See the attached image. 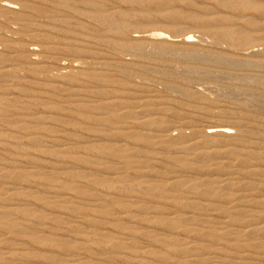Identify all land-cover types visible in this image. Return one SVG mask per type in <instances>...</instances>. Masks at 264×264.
Segmentation results:
<instances>
[{
  "label": "rangeland",
  "instance_id": "rangeland-1",
  "mask_svg": "<svg viewBox=\"0 0 264 264\" xmlns=\"http://www.w3.org/2000/svg\"><path fill=\"white\" fill-rule=\"evenodd\" d=\"M252 1L255 2L257 5L264 6V0H252ZM3 2H8L12 4L16 12L22 11L26 13V18L28 20L25 19L16 20L13 14L9 12L0 11V68H2L3 65H5L7 67V70L9 69V71H7L5 75L0 76V92L8 91L9 89L11 90L14 87L18 88L20 86L18 89L20 90L19 92L20 97L21 98L31 97L38 90L35 87H39L42 83H46V82L49 83L54 80H61L68 78L67 75L58 76L57 74H60V72L68 71L71 67L77 69L90 68L96 71H106L110 78L116 80V83L115 82L111 83L108 81L94 82L89 80V78L83 79L82 77L83 82L89 87L102 91L115 88L116 93L120 94L121 96L122 95L124 96V97L122 96L121 99L123 101L125 100V104H126V106L124 107H118L116 105L113 106V108H118V109H112L111 107V108H102L98 110L97 109L93 110L87 107H86L87 109L82 107L83 108L82 110L75 109L74 113L69 112V110L67 109L63 111L61 110L65 114V116L68 117L69 121L62 123H49L50 131L58 138L59 143L61 144L63 143V145L73 146L74 148L77 147L78 149L74 152H76V154L80 156H83L85 160L78 163L77 162L67 163L63 168L59 170L61 174L58 177V179L49 180L46 183H42L45 186L56 190V187H54L55 183H57L58 180L60 181L65 180L67 182L72 183L77 191H81L79 192L80 193L79 195H82L84 197H79V198L85 202L91 200L90 197L96 198L98 197V195L100 196L101 188H105L104 187L105 184L96 183L94 185H91L90 183H87L88 182L87 179L92 176L94 177L98 175H103V176L105 175L106 177H111L118 174H123V175L127 174L129 178L126 176L128 178L124 182L126 184L131 179L130 177L132 175L133 176L135 175L133 173L135 171L133 170L136 169L138 173L136 172L135 173L138 175L141 172H143L144 167L142 166L147 164H152V167L154 169L160 170L161 172L165 171L163 165L168 166L169 164L171 168L175 170L174 172H177L178 169L181 168V166L179 165L180 163L169 159L171 158L170 155L177 154V151L174 152L175 146L178 145L179 143H183V141L189 137H195L201 140H205L206 139L205 133L207 132V130H209L210 125H218V126L224 125V127H227L231 133L236 134L237 136H240L244 139H251L253 133L242 132L240 130L241 129L240 124L242 125V127L248 128V126L250 127L251 124L255 125L257 123L256 125H259V128L257 129L260 131V134L258 135L264 141V106H263L264 105V77H263L264 76V45L261 42L260 43L255 42L250 44L248 48L241 50L234 48L230 45H227L224 42H215L212 34V30L216 28L215 26H217L214 24L217 22L216 20L214 21L213 18L218 14H224L226 15V17L229 18V19L225 18V22L227 21L226 23L228 24L227 26H231V25L242 26L244 27L245 30L248 29L246 30V32H249L250 34L257 35V32L262 33L264 32V28H263L264 23H262V21L264 22V12H261L260 14V11L259 10L256 11V9H252L253 7L251 8L248 7L244 10H236L234 8L229 9V7H223V5L217 2L216 0H205V1L179 0V1H175L176 3L173 2L171 4L174 5L179 10L183 9L181 10L183 13L185 12L191 13L194 16V18L186 17V16L171 18L165 15L163 16L162 14L160 15L161 12L155 9L156 7H160V6H158V4H156L155 2L150 5V7L147 9V12H145V14L139 12V8H140L139 5H130L120 0H89V2L87 3L80 1V3L75 4L79 7V9L85 8L86 10L92 8H100V9L102 8L101 12H108L111 10L126 11L129 14L126 17L129 23V28L126 29V31L124 30V32H121V31H109L100 28L98 27L99 24H97L84 12L77 14L74 11L72 12L71 10H69L73 8H68L61 4L56 5L51 0H34V2L33 0H0V5ZM23 3H26L27 5H24ZM190 9H192V11ZM207 9H209V11H207ZM242 14H245L247 17L250 16L251 18L258 20L261 29L254 30L255 28L253 25L244 22L242 20L241 18ZM65 17H71L73 19V22H76L77 24H67L61 21V19ZM206 18H208V20ZM173 27H176L178 29L177 33H174L171 30ZM29 28H34L36 29V32L39 31L41 34H44L46 36L45 39L48 40L73 41L76 47L68 54H59L58 55L59 57L57 59L56 58L47 59L43 56L42 52L39 51L41 49L40 45L36 41L30 40L26 36L27 31L25 30ZM186 38H188L189 42L192 43L195 49L202 51H207V50L211 51L216 55H218L221 59H224L226 56L225 59L230 60L231 63L230 62L225 63L217 59L214 60L208 59L207 61H200L195 58H189L187 56L186 57L179 56L173 53L172 50L173 48H177L186 44ZM133 41L144 44L145 46L144 49L138 51L130 47L129 45L123 46V48L115 47L116 43L123 44ZM3 42H8L9 44L15 46L19 45L20 47H22V45L24 44L25 46L23 47L33 49L35 52L33 53L26 51L27 56L24 57V59L23 58L20 59L18 58L17 60L10 59V54H9L10 51L8 48L4 47ZM162 49H165V51H163ZM119 52L121 53V55ZM44 59H47V61H44ZM104 60L111 61L112 63H110L109 65L103 64ZM42 62H46L49 65L47 67L49 68L48 70H39V71L28 70V67L35 65L37 66L39 65V63ZM233 63L234 65H232ZM245 64H247V66ZM233 74L235 75L232 76ZM74 76H73V81L77 82L79 79H81L80 77L82 75L78 73L76 74L74 73ZM241 79L243 82L241 81ZM194 82L195 84H193ZM197 82L200 83L202 87L200 85H196ZM19 83H22V85ZM168 85L170 86L168 87ZM203 87L205 89H203ZM220 88L221 90H219ZM129 93L131 94V96H129L130 95ZM107 94H108L107 92L104 93V95ZM259 94H261L262 97H259L258 96ZM61 97H65L63 96V93L56 94L57 99L58 98L61 99ZM98 98L100 97L85 95L81 100V103L83 102L84 105L88 103L89 104L94 103L97 101L96 99ZM49 100H55V97L50 98ZM135 101H137V103ZM155 101L159 103H155ZM135 105H140L141 107H147L148 109H150L145 115H143V117H140L141 115L137 117L138 119L149 120L146 123L145 127L152 128V126L153 127L156 126L157 128V125L159 127L161 125H162L161 127L167 125H175L171 127L172 135L178 136L180 130L183 129V131L187 136L181 138L180 137L171 138L168 135L163 134L161 135L162 140H164L162 143L151 144L148 140H146L145 142L144 139L134 134H131V136L128 137L127 136L123 137L122 134L107 135L101 133L102 130L104 132V129L108 127L110 122L116 125L118 123L123 125L125 120L134 118V116H125V118L121 119L122 120L121 122H115L112 119L108 123V119H103V120L101 119L102 116L101 111L108 110L107 113L117 110L123 111L124 108L129 106L130 108H137ZM154 105H161L165 109L163 111L161 110L157 111L155 109L153 110L152 106ZM53 111L55 113H60L59 111L56 110ZM173 112L175 113V115H171V113ZM1 118L7 120L10 119V116L3 115L1 116ZM0 121L3 122L2 120ZM153 121L155 124L153 123ZM8 131L9 128H4L3 126L0 127L1 136H4L7 133H9ZM193 132L196 133L193 134ZM125 138L127 141V148L125 150L128 151L129 153L132 152L134 153V150L130 148L131 146L135 145L138 147V149L141 148L137 152L138 155L137 154L132 155L133 158L139 159L137 162L132 161L130 162V164H126V165L124 164L123 166H121V168L118 169L113 168L111 170V168H105L104 170L105 172L98 171L95 172V174L92 173L89 176H84V177L82 176L84 165H97V166H101L102 168L103 165L105 164H108L110 166L114 165V167L117 164L120 165V163H122L120 162L122 161L121 157L117 155H114L112 157L109 155V150L107 149V147L99 148L97 146L109 142L110 143L117 141L121 142L122 140H123L122 142H124ZM216 138L218 140H216L214 145L212 144L214 143V141L211 140L209 141L208 143L209 146L213 145V147L219 149L226 148V146L228 147L231 146V144L227 145L225 144L224 141H220L221 135H216ZM130 139L133 141H131ZM23 144L25 146V148L23 149L27 153L23 154L26 155L25 159L22 157V160L20 162H17L19 165L16 169L17 171L20 172L29 169L34 164L36 165L38 164L41 167L44 166L43 167L44 169H49V168L52 169V166H56L59 162L57 158H63L68 154V152L64 151L61 155L56 156L51 151L39 150L37 146H34L30 143H23ZM143 144H144L143 146L144 148L141 147ZM208 144L205 143V146H207ZM83 145H85V147L80 148ZM169 145L171 146L173 145V146L171 147ZM47 146L50 147L48 148L50 150L54 147L51 145H47ZM148 146L151 148H148ZM4 147L5 148H0L1 161L11 160L12 158H17V157L20 158L22 156L21 150L15 144L5 145ZM207 147H205V149ZM202 148L204 147L203 146L199 147L198 150ZM198 150L193 149L190 151L191 153L189 152L190 154L189 156H191L192 160L194 161H192L189 167L186 168L187 171H183V172L178 171L182 174L181 177L179 178H181L183 183L180 182V184L175 187H168V185H165L163 181L158 180L162 176L159 177L149 176V181L152 182L155 181L158 183L160 182V184L150 190L147 189L145 191L138 189L140 186H136L132 188V190H126V191L123 190L120 192L119 191L115 192L114 189H111V191H113L112 192L113 200L107 206L112 210L117 211L115 213L125 215L126 213H122L119 210L123 208V204L129 201L130 198H134V196H130L128 194L136 193L138 194V197L135 198L138 199L140 198L137 203L142 204L144 206L142 208L143 211L134 210L135 207L133 205L129 207L130 213H133L139 218L141 216H148V214H152V213L154 214L155 212V214L156 213L160 214V216L162 218L164 217L165 219L163 218L164 220L162 222H158V221L155 222V220L153 219L148 221L140 220L139 222H137L136 220L125 218L124 220L120 221L121 223L124 224L125 227L133 224L136 225L137 228L140 230H149L151 233H157L163 236L164 239H168V240L172 236L182 235L188 240L191 239L194 240V242L207 243L208 245L205 250L198 249V251L191 250L190 252L172 250L169 252L170 247L166 244L164 245L163 243L158 242L155 236L151 234L143 235L136 233L135 236L126 238L123 234L118 233L119 230L114 225L115 222L117 221L114 220L112 221L108 219V217H105L106 215L101 217L99 215L89 213L90 210L87 209L86 207V212H88L87 215L93 217L96 220L95 225H87L84 223L81 224V228H83V230L85 229L92 230L89 234L90 235L88 237L89 239L84 241L82 240L81 233L75 232L74 236L65 235V237H63L64 239L63 241L65 242V244H59V242H57L56 235H53V233L46 232V234H48L50 238H54V239L50 241H44L41 243L27 242L28 249L32 251L34 254L29 255L27 257L15 259L14 262L26 261L28 262V264H45V263L68 264V262L67 263H63L59 261L56 262L55 260H53V257L60 258L62 261H64L65 258L69 257L68 254L72 252V250L74 249L73 247L75 245L80 246V248H78L80 252L82 251L84 252L83 254L84 258L82 260L85 261L86 264H182V263L187 264L185 261L191 260V258L198 257L196 255L197 252L199 253L198 255L203 256L202 259L194 260L189 264H222L219 261L220 260L219 257L205 253L206 250H211L215 246L221 247L223 252H226L227 254L230 255L235 254V252L237 254H242V253L244 254L248 251L257 254L260 253L261 251L262 253H264V237L262 235L264 234V232L262 234H258V233L254 234L253 235L254 238H252L253 236L251 235H246V234L243 235L240 233L238 234V232H235L233 234H224L223 236L221 235L222 237H224L225 241L221 236L216 237L217 234L222 233L225 229L227 230L229 227H232L235 230L244 228L242 225H244V223L246 224V221L248 219L247 212L240 211V213H237L235 211L233 212L232 210L231 214L229 215L228 212H225L226 211L225 209L228 208L226 207L228 206V204L225 203L224 201L222 202L221 200H223L224 197H226L225 199L236 197L240 195V193L253 195L259 192H263L264 191L262 190L264 189L263 184H261L259 188L256 187L253 188V190L243 189L242 191H236L235 188L237 187V185L231 184L230 188H226L223 186L222 189L221 188L219 189V187H217L215 189L216 190L215 192L211 191L209 192V194L206 193L204 196H201L197 192L198 190L196 188L189 187L188 188L189 191L187 190V185H189V182L191 180L198 178V176L201 175L199 172H207L208 170V173H210L214 169L212 173L213 175L216 176L223 173L224 172L223 170H225V172H230L232 169L233 170H235L236 168L238 169L239 161L241 157L244 158L245 160V162L244 160H242V164H248L253 162L258 166L262 165L261 167H264V157H263L264 147L260 148L262 152L261 158L253 157V156L251 157L249 154L241 155V157L239 158V156L235 154L222 155L221 153H217L215 155H211L212 157L210 156L202 159L201 157L197 156ZM151 154L153 155L151 156ZM225 157H228L229 159ZM212 161H214V163ZM189 170L190 173H188ZM174 172H164L162 174L171 175L174 174ZM232 175L237 176L240 174L233 173ZM36 178H38L37 179L38 181H42V175L36 176ZM132 178L133 181H139L142 179L141 177H137V176ZM170 178L172 179L173 177ZM4 179L11 180L17 183L21 182L22 180V178L21 180L14 178L12 179L4 178ZM185 179L187 181H185ZM244 179L250 180V178H246V177ZM44 180L46 179L44 178ZM42 184L38 183L39 186H42ZM220 184L222 187V182H220ZM162 187H165L168 193L164 192L162 194H157V192H161L160 190H162ZM61 190L62 189H60V191ZM257 190L258 192H256ZM67 191L73 193L71 192V190H67ZM218 191L220 192L218 193ZM39 194L45 195L46 197L48 195L44 191H42V193ZM85 194L87 197H85ZM260 194L264 195V192ZM205 196L209 198L216 197L214 202L211 204V207L205 206L204 204L205 201H203V197ZM192 197L195 199H193ZM171 198H176L177 201H179V203L174 202ZM9 201L10 203L13 204V206L17 208L18 215L21 214L20 211L22 210V208L32 206V204L29 205V203H27V200L25 201L23 200V198L10 199ZM171 202L173 203L172 205ZM87 206L90 207L89 205ZM182 207L183 209H185V211L182 209ZM154 208H156V210ZM255 208L257 207L255 206ZM189 211H191V213L193 214V218H191L190 220L185 221L183 223H181L182 221H180V223L174 226H172L171 224L167 225V219L169 218V216L170 217L178 216L179 214H184V213L190 214ZM204 212L205 215H209V216L215 213L216 214L219 213L223 215H225L226 213L229 215L228 217L231 218L230 220L231 225L225 228V226L219 224H212L210 227L211 230L213 229L215 233H213L211 236L210 235L201 236L194 230L199 226L201 227L207 223H210L204 221L206 219ZM72 213L74 214V216H72L73 219L76 220L81 219L82 214H79L78 212H72ZM228 217L226 216L225 218ZM20 218H16V220L19 222L21 221ZM258 224H259L258 222L256 223L253 222L249 226L254 227ZM1 225H0V233L1 231L7 229L6 224H1ZM62 225L63 224L56 225L53 229L58 231L60 228H62ZM35 230L37 231V233L39 232L38 229ZM35 230L32 229L33 232ZM97 232L98 233L108 232L109 234L114 235L113 240H115L116 242H120V246L107 247L101 250L100 243L97 242L96 238H94L95 236L94 233ZM178 232H182V233H178ZM259 233H261V231ZM20 234L14 235L10 233L5 237L17 243V241H20L19 239L17 240V238L20 237L22 239L27 238V236H24L27 233L22 232ZM4 235L6 234L2 233L0 235V238H2ZM246 237H250V238L246 239ZM256 240H261V243L259 245L258 244L255 245L253 248L247 247L248 243L250 242L252 243ZM3 241L4 240L0 239V246L3 245ZM132 244H134V246H132ZM173 246L176 245L174 244ZM144 248L146 249L150 248V250L153 252L142 253ZM201 251L204 252L201 253ZM0 254L4 255V253H0ZM162 256H166V257L162 259ZM166 259L170 262H166ZM244 263L237 262L235 264H244ZM250 264H264V258H262L260 261L258 260V262H254Z\"/></svg>",
  "mask_w": 264,
  "mask_h": 264
},
{
  "label": "bare ground",
  "instance_id": "bare-ground-1",
  "mask_svg": "<svg viewBox=\"0 0 264 264\" xmlns=\"http://www.w3.org/2000/svg\"><path fill=\"white\" fill-rule=\"evenodd\" d=\"M51 1L56 5L61 4L65 7L73 8V9H69V10H71L72 12L74 11L77 14L84 12L91 19H93L97 24H99L98 27H100V28H103V29H106L109 31H121V32H124V30L126 31V29L129 28V23H128V20L126 18L129 14L124 10H113V11L111 10L108 12H101L102 8L101 9L100 8H92V9L86 10L85 8L79 9V7L77 5H75L76 3H80V1L87 3V2H89V0H51ZM120 1H123L125 3L130 4V5H139L140 6L139 12L144 13V14H145V12H147V9L150 7V5L155 2L156 4H158V6H160V7L155 8L161 12L160 15L162 14L163 16L165 15V16L171 17V18H178V17H182V16L194 18V16L191 13H186V12L183 13L181 11L183 9L179 10L174 5H171L173 2L179 1V0H120ZM216 1L221 3L223 5V7H229V9L234 8L236 10H244L248 7L249 8L253 7L252 9H256V11L259 10L260 14H261V12H264V6L257 5L252 0H216ZM33 2H34V0H33ZM23 4L27 5L26 3H23ZM194 4H192V5H194ZM17 6H19V5H17ZM13 7L14 6L12 4H10L8 2H3L0 5V11L9 12V13L13 14V16L15 17L16 20L17 19L18 20H22V19L28 20L26 18V13H24L22 11L16 12V10H14ZM96 7H97V5H96ZM211 8H213V7H211ZM190 10L192 11V9H190ZM190 10H189V12H190ZM226 10H227V8H226ZM207 11H209V9H207ZM223 13H225V12H223ZM248 15H251V14H248ZM225 18L229 19L224 14H218V15L214 16V18H213L214 21L216 20V22H217V23H214L215 25H217V26H215L216 28H214L212 30V34H213L215 42H224L227 45H230L234 48L241 49V50L248 48L250 44L255 43V42H259V43L261 42L264 45V32H262V33L257 32V35H255V34H250L249 32H246V30H248V29L245 30L244 27H242V26H235V25L227 26L228 24L226 23L227 21L225 22ZM241 18L244 22H247V23H250L251 25H253L255 28L254 30L261 29L258 20L253 19L250 16L247 17L245 14H242ZM206 19L208 20V18H206ZM61 21L65 22L67 24H77L76 22H73V19L71 17L62 18ZM262 23H264V22L262 21ZM171 30L174 33L178 32V29L176 27H173ZM25 31H27L26 36L30 40L36 41L40 45L41 49L39 51H41L43 56L47 59L48 58H51V59L56 58L57 59L59 57L58 56L59 54H68V53H70V51L74 50V48L76 47L74 45L75 43L73 41H70V40L52 41V40L45 39L46 36L44 34H41L39 31L36 32V29H34V28H29V29H26ZM143 39H144V37H143ZM226 44H225V46H226ZM3 45H4V47L8 48L10 51V53H9L10 59H16V60L18 58L24 59V57L27 56L26 51L27 52H33V53L35 52L33 49L23 47V46H25L24 44L22 45V47H20L19 45L15 46V45L9 44L8 42H3ZM126 45H129L130 47H132L138 51L143 50L145 47L144 44H141L140 42H134V41L128 42V43H123V44L116 43L115 47L123 48V46H126ZM165 49H162V50L165 51ZM214 49H216V48H214ZM172 50H173V53H175L176 55L184 56V57L187 56L189 58H195V59H198L200 61H207L208 59H213V60L217 59V60L223 61L225 63L230 62V60L225 59L226 56L224 59H221L218 55H216L215 53H213L211 51H208V50L202 51V50L195 49L194 46L192 45V43L189 42L188 38H186V44L185 45L177 47V48H173ZM249 52H251V51H249ZM120 55H121V53H120ZM252 56H254V55H252ZM47 59H44V61H47ZM103 62H104L103 64H108V65L110 63H112L111 61H108V60H104ZM238 62H240V61H238ZM232 65H234V63ZM245 65L247 66V64H245ZM48 66L49 65L46 62H42V63H39V65H37V66L35 65V66L28 67V70H30V71L48 70L49 69V68H47ZM189 66H190V64H189ZM7 71H9V69L7 70V67L5 65H3V67L0 68V76L5 75L7 73ZM182 72H184V71H182ZM74 73L75 74L78 73V74L82 75L80 77L81 79H79L77 82L73 81ZM57 75L58 76L67 75L68 78L61 79V80H54V81L49 82V83H47V82L42 83L39 87H35L38 90L31 97L21 98L19 95L20 90H18L20 86L18 88L14 87L11 90L9 89L8 91L0 92V118L3 115H9L10 116V119H7V120H4L2 118L0 119L3 121V122L0 121V124H1L0 127L3 126L4 128H9V131H8L9 133H7L4 136L0 135V148H5L4 147L5 145L15 144L22 152V156L20 158L17 157V158H12L11 160L1 161V157H0V225L1 224L7 225V229L1 231V233H0V235L2 233L6 234L3 237L1 236L2 238H0V239L4 240L3 245L0 246V253H4V255L0 254V264H28V262H26V261L14 262V260L18 259V258L27 257L29 255L34 254L32 251H30L28 249L27 242H29V243H41L44 241H50V240L54 239V238H50V236H48V234H46V232L53 233V235H56L57 236V242H59V244H65V242L63 241L64 240L63 237H65V235H67V236L73 235L74 236L75 232L81 233L82 240L86 241L87 239H89L88 237L90 236L89 234L92 230H89V229L83 230V228H81V224L84 223L87 225H95V223H96V220L93 217L87 215L88 212H86V207H87V209L90 210L89 213H93V214L99 215L101 217L106 215L105 217H108V219H110L112 221L113 220L117 221V222H115L114 225L119 230L118 233L123 234L126 238L133 237L136 235V233L143 234V235L151 234V235L155 236V238L158 242H161L164 245L165 244L168 245L170 247L169 252L172 250L173 251H187V252H190L191 250H194V251L197 250L198 251V249L205 250L207 245H208L207 243L194 242V240H192V239L188 240L185 237H183L182 235L172 236L168 240V239H164L163 236H161L157 233H151L149 230H140L137 228L136 225H133V224L125 227L124 224L120 222L121 220H124L125 218L136 220L137 222H139L140 220L148 221V220H152V219L155 220V222L156 221L162 222L165 218L163 217L164 218L163 219L160 216V214H157V213L155 214V212H154V214L153 213L148 214V216H141L139 218L136 215H134L133 213H130L129 207L133 206V205L135 207L134 210L143 211L142 208L144 206L142 204L137 203L140 198L139 199L135 198V197H138V194H136V193H129L128 195L134 196V198H130L129 201H127L125 204H123V208L121 210H119L122 213H126L125 215L115 213L117 211H114L107 206L113 200V195H112L113 191H111V189H114L115 192H118V191L120 192L123 190L124 191L132 190V188H134L136 186H140L138 189L145 191L147 189L150 190V189H152V188H154L160 184V182L158 183L155 181H153V182L149 181V176L150 177L162 176L158 180L163 181V183H165V185H168V187H175V186L179 185L180 182H182L181 178H179L182 175L180 172L181 171L182 172L187 171L186 168L189 167V165H190V163H192V161H194V160H192V157L189 156L190 155L189 152L193 149L198 150V148L202 147V146L204 148L199 149L198 153H197V156L201 157L202 159H204L205 157L206 158L210 157L211 155H215L217 153H221L222 155L223 154H225V155L235 154V155L239 156V158L241 157V155L249 154L251 157L253 156V157L261 158L262 152H261L260 148L264 147V141L258 135V134H260V131L257 129V128H259V125H256L257 124L256 123L255 125L251 124V126L250 127L248 126V128H246V127L244 128L240 124V126H241L240 130L242 132L253 133V135H252L253 138L251 137V139H244L240 136H237L236 134L231 133L227 127H224V125L223 126L210 125L209 130H207V132L205 133V135H206L205 140H201V139H198L195 137H189L186 140L183 139L184 140L183 143L177 142L179 144L176 145L174 148L175 149L174 152L177 151V154L170 155L171 158H169V159H171L172 161L179 162L180 163L179 165L181 166L182 169L181 168L178 169V171H180V172H178V171L174 172L175 170H173L169 164H168V166L163 165V168L165 169L164 172H174V174H171V175H169V174L164 175V174H162L164 172H161L160 170L154 169L152 167V164H147V165L142 166V167H144L143 172H141L138 175L136 174V173H138L137 170L132 169L136 173L133 172L135 175L134 176L132 175L130 177L131 179L126 184L124 182L126 181V179L129 178L127 174L126 175L118 174V175H114L111 177H106L105 175H104L105 177L103 175H98V176H94V177L92 176V177L87 179V181H88L87 183H90L91 185H94L96 183L105 184L104 185L105 188H101V190H100L101 195L100 196L98 195V197H96V198L90 197L91 200L84 202L82 199L79 198V197H84L82 195H79L80 194L79 192H81V191H77L75 186L70 182H67L65 180H63V181L58 180V182L55 183V186H54V187H56L57 191L52 189V188L45 186L44 184H42V183L48 182L49 180L58 179V177L61 174L59 170L61 168H63L67 163H69V162H71V163L77 162L78 163V162L85 160V158L83 156H80V155L76 154V152H74L78 149L77 147L74 148L73 146L63 145V143L62 144L59 143L58 138L50 131L49 123H62V122L69 121L68 117L65 116V114L62 112L65 109L69 110V112L74 113L75 109L76 110H80V109L82 110L83 109L82 107H84L85 109L89 108V109H93V110H95V109L98 110V109H102V108H111V107H112V109H118V108H113V106L116 105L118 107H124V106H126V104H125V100L123 101L121 99L123 95L121 96L120 94L116 93L115 88H111L109 90H103V91L97 90L95 88L87 86L82 80V77H83V79L89 78V80L94 81V82L108 81L111 83H114V82L116 83V80L110 78L106 71H96V70L90 69V68L89 69H86V68L85 69H83V68L77 69V68L71 67L68 71L60 72V74H57ZM199 75H201V74H199ZM234 75L235 74H233L232 76H234ZM217 78H218V76H217ZM241 81H242V79H241ZM195 82L193 84H195ZM19 84L22 85V83H19ZM260 84H262V83H260ZM174 85H176V84H174ZM196 85H200V83L197 82ZM169 86L170 85H168V87ZM214 86H216V85H214ZM203 89H205V88L203 87ZM219 90H221V88ZM161 91H162V89H161ZM105 92H107L108 94L104 95ZM206 92H207V90H206ZM58 93H60V94L63 93V96H65V97H61V99H59V98L57 99L56 94H58ZM85 95H87V96L88 95L99 96L100 98L96 99L97 101L94 103H90V104L88 103V104L84 105L83 102L81 103V100L83 99V97ZM129 96H131V94ZM258 96L262 97L261 94H259ZM53 97H55V100H49L50 98H53ZM135 102L137 103V101H135ZM261 102H263V101H261ZM155 103H159V102L155 101ZM237 103H238V101H237ZM135 106L137 108H130V106H129V107L124 108L123 111L117 110V111H111L110 113H107L108 110L101 111V114H102L101 119L102 120L108 119V123L112 119L115 122H121L122 121L121 119L125 118V116H134V118H132V119L125 120L123 125L120 123H118L116 125V124H112L110 122L108 127L106 129H104V132L102 130L101 133L107 134V135L122 134L123 137H125V136L128 137V136H131V134H134V135H137L138 137L144 139L145 142H146V140H148L151 144L152 143H156V144L162 143L164 140H162L161 135H163V134L168 135L171 138H176V137L181 138V137L187 136L185 134V132L183 131V129L180 130V132L178 133V136L172 135L171 134V129H172L171 127L175 126V125H167V126L161 127L162 125L159 124L161 126L159 127L157 125V128H156V126L155 127L152 126V128L151 127H145L146 123L149 120L138 119L137 117H139V115H141L140 117H143V115H145L150 109H148L147 107H141L140 105H135ZM152 107H153V110L155 109L157 111H160V110L163 111L165 109L161 105H154ZM53 110L59 111L60 113H55ZM70 110H72V111H70ZM171 115H175V113L173 112V113H171ZM261 118H263V117H261ZM154 120H156V119H154ZM161 120H163V119H161ZM167 120H170V119H167ZM153 123H154V121H153ZM239 123H238V126H239ZM8 125H10V126H8ZM136 128H138V129H136ZM195 133L196 132H193V134H195ZM216 135H221L220 141H224L225 144H227V145L231 144V146H229V147L226 146V148H221V149L213 147L216 140H218L216 138ZM150 138H152V139H150ZM105 139H107V138H105ZM124 140H125L124 142H122L123 140L122 141L120 140L121 142H118L116 139L117 142H111V143L109 142V143H104L103 145L97 146L99 148L107 147V149L109 150V155L112 157L114 155L121 157L122 161L118 160V161L122 162V163H120V165L117 164L114 167V165L110 166L108 164H105V165H103V168L101 166H97V165H84V170L81 168L83 170L82 176L83 177L89 176L92 173L95 174V172H98V171L105 172L104 171L105 168H111V170L113 168L118 169V168H121V166H123L124 164L125 165L130 164V162H132V161L137 162L139 159L133 158L132 155L137 154V152L141 148L138 149V147L135 145L131 146L130 148H132V150H134V153L133 152L129 153L128 151L125 150L127 148L126 138ZM210 140L214 141V143H212L213 144L212 146H209V144H208ZM131 141H133V140H131ZM137 142H140V141H137ZM23 143H30L34 146H37L39 148V150H42V151L43 150H49L52 153H54L56 156L61 155L64 151L68 152V154L63 158H57L59 162L56 166H52V169H50V168L44 169L43 168L44 166L41 167L38 164L37 165L34 164L29 169L20 172V171H17V169H16L19 165L17 162H20L22 160V157L25 159L26 155H23V154L27 153L23 149V148H25ZM205 143L208 144L207 145L208 147L205 146ZM47 145H51L54 147L50 150V149H48L50 147H48ZM143 146H144V144L141 147H143ZM169 146H171V145H169ZM83 147H85V145H83L80 148H83ZM205 147H207V148L205 149ZM148 148H151V147L148 146ZM9 150H10V148H9ZM143 154H144V151H143ZM137 155H135V156H137ZM152 155L153 154H151V156ZM158 157H159V155H158ZM263 157H264V155H263ZM217 158H219V157H217ZM225 158H228V157H225ZM242 160H244V158L241 157L240 161H239V166L237 165L238 169L237 168L235 170L232 169L230 172H225V170H223L224 172L218 176L213 175V173H212V171L214 170L213 167H212L213 170L210 173H208V170H207V172H199L201 175H199L198 178L191 180L189 182V185H187V190L189 187L196 188L198 190L197 192L201 196H204L206 193L209 194V192H211V191L215 192L216 191L215 189L217 187H219V189L220 188L222 189L223 186L226 188H230L231 184L237 185V187L235 188L236 191H242L243 189L253 190V188H256V187L259 188L261 184L264 185V167H261L262 165H260V164H259L260 166H258L253 162L248 163V164H242ZM246 161H247V159H246ZM115 162H116V160H115ZM156 162H159V161H156ZM212 162L214 163V161H212ZM244 162H245V160H244ZM261 162H263V161H261ZM236 163H237V161H236ZM130 166H132V165H130ZM222 166H223V164H222ZM194 171H193V173H194ZM188 173H190V170ZM233 173H237L240 175L235 176V175H232ZM101 174H102V172H101ZM39 175H42V181L37 180L38 178H36V176H39ZM78 175H81V174H78ZM135 176L141 177L143 180L141 179L139 181H133L132 177H135ZM147 176H148V178H147ZM170 177H173L176 179H173V178L171 179ZM245 177L250 178V180L244 179ZM4 178H11V179L14 178V179H20V180L22 178V180H21V182L17 183V182H13L11 180H5ZM44 178L47 181L44 180ZM169 179H171V180H169ZM183 181H184V179H183ZM185 181H187V180L185 179ZM220 182H222V187H221ZM38 183H41L42 186H39ZM143 185H145V186H143ZM141 186H143V187H141ZM238 186H240V187H238ZM59 188L62 190L64 189L63 192H62V190L60 191ZM67 190H71V192H73V193H70ZM262 190H264V189H262ZM42 191H44L45 193L48 194L47 197L45 195L39 194V193H42ZM160 191L161 192H157V194H162L164 192L168 193V191H167V189H165V187H162V190H160ZM219 192L220 191H218V193ZM256 192H258V190ZM263 192H259L257 194H253V195L246 194V193L245 194L240 193V195H238L236 197H232V198H228V199H225L226 197H224L223 200H221L222 202L224 201L225 203L228 204V206H226L228 208L225 209L226 210L225 212H228L229 215L231 214L232 210H233V212L235 211L237 213H240V211L247 212L248 219L246 221V224L244 223V225H242L244 228H241L239 230H235L234 228L229 227L231 225V222H230L231 218L228 217L229 215L226 213H225V215L215 213V214H212L211 216H209V215H205V212H204V215L206 216L205 217L206 219L204 221L210 222L211 224L207 223L201 227L196 226L197 228L194 231L197 232L198 234H200L201 236H203V235H208V236L210 235L211 236L215 232L213 231V229L211 230L210 226L212 224H219V225L225 226V228L226 227H229V228L227 230L225 229L222 233L217 234L216 237H220L221 235L223 236L224 234H233L235 232H238V234L240 233L243 235L246 234V235H251V236H253L254 234H257V233L262 234L264 232V195H262L260 193H263ZM217 195H216V197H217ZM85 197H87L86 194H85ZM216 197H213V198L212 197L209 198L206 196L203 197V201H205L204 202L205 206L211 207V204L214 202ZM15 198H21V199L23 198V200H25V201L27 200V203H29V205L32 204V206L22 208V210L20 211L21 214L18 215L17 208L15 206H13V204L10 203V201H9L10 199H15ZM171 199L174 202L179 203V201H177L176 198H171ZM193 199H195V198H193ZM170 200H169V202H170ZM172 204L173 203L171 202V205ZM87 205H89L90 207H88ZM255 206L257 208H255ZM188 208H189V206H188ZM154 209L156 210V208H154ZM182 209H183V207H182ZM183 210L185 211V209H183ZM72 212H78L79 214H82L81 219H78V220L73 219L72 216H74V214ZM187 212H188V210H187ZM189 212H190V214L184 213V214H179L178 216H172V217L169 216V218L167 219V225L171 224L172 226H174V225H177L178 223H180V221H182L181 223H183L185 221L190 220L191 218H193V214L191 213V211H189ZM111 214H113V215H111ZM226 216L228 218H225ZM16 218H20L21 221L18 222L16 220ZM253 222H255V223L258 222L259 224L254 226V227L249 226ZM61 224H63L62 228H60L58 231L53 229L56 225H61ZM32 229L33 230L38 229L39 232L37 233L36 230L33 232ZM169 231H170V229H169ZM260 231H261V233H259ZM22 232L27 233L26 235H24V236H27V238H23V239L21 237L17 238V240L18 239L20 240V241H17V243H15L12 240L7 239V237H5L10 233H12L14 235H19ZM170 233H173V232H170ZM178 233H182V232H178ZM94 235H95L94 238H96L97 242H99L101 245L100 246L101 250L103 248H107V247L120 246V242H116L115 240H113L114 235H111L108 232H106V233H104V232L98 233L97 232V233H94ZM262 235L264 237V234H262ZM222 238L224 239V237H222ZM247 238H250V237H246V239ZM252 238H254V236ZM224 241H225V239H224ZM260 243H261V240H256L252 243L251 242L248 243L247 247L253 248L255 245H257V244L259 245ZM174 244L176 246H173ZM132 246H134V244H132ZM242 246H243V244H242ZM59 248H60V246H59ZM73 248L74 249L72 250V252L68 254L69 257L65 258L64 261H62L60 258H57V257H53V260H55L56 262L59 261V262H63V263L68 262V264H86L85 261L82 260L84 258L83 257L84 252L83 251L80 252L78 250V248H80V246L75 245ZM238 248H239V246H238ZM230 249H232V248H230ZM238 251H239V249H238ZM146 252L152 253L153 251H151L150 248L149 249L144 248L142 253H146ZM203 252L201 251V253H203ZM142 253H140V254H142ZM205 253L219 257L220 258L219 261L222 264H233V263L235 264L237 262H239V263L245 262L246 264H250V263L258 262V260L260 261L262 258H264V253H262V251L258 254L248 251L244 254L243 253L237 254L235 252V254L230 255V254H227L226 252H223L222 248L219 246H215L211 250H206ZM198 254L199 253L197 252L196 253V255L198 256L197 258H191V260H188L185 262L187 264H189L194 260H201L203 256L198 255ZM165 257L166 256H162V259H164ZM100 260H102V259H100ZM145 261H147V260H145ZM166 262H170V261H168L166 259ZM136 263H138V262H136ZM175 263H177V262H175Z\"/></svg>",
  "mask_w": 264,
  "mask_h": 264
}]
</instances>
